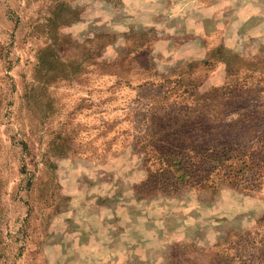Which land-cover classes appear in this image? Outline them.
Here are the masks:
<instances>
[{"label": "rangeland", "instance_id": "obj_1", "mask_svg": "<svg viewBox=\"0 0 264 264\" xmlns=\"http://www.w3.org/2000/svg\"><path fill=\"white\" fill-rule=\"evenodd\" d=\"M0 264H264V0H0Z\"/></svg>", "mask_w": 264, "mask_h": 264}, {"label": "trees", "instance_id": "obj_2", "mask_svg": "<svg viewBox=\"0 0 264 264\" xmlns=\"http://www.w3.org/2000/svg\"><path fill=\"white\" fill-rule=\"evenodd\" d=\"M192 161H191V159L185 160L184 158H181L178 161V163H179V165L181 166L182 169H184V166L185 165H186L185 168H187V166H188L189 169H194V168H196V166L194 165V163H191ZM216 167L219 168V166L216 165L211 170H208L209 171L208 174H212L215 171V168ZM183 179H187V181H186V184L187 185H191V186H194L195 185L196 187H200V188L206 187V185H208V182L207 181L209 180V178H205V181L207 183L206 182H204L203 184L200 183V182H197L196 183L195 180H194L196 178L193 177V172L191 170L190 171H185ZM211 185H212V183H210L207 187H210Z\"/></svg>", "mask_w": 264, "mask_h": 264}]
</instances>
